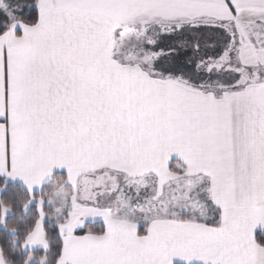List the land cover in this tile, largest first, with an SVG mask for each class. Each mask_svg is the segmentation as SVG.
<instances>
[{
	"label": "snow or ice",
	"instance_id": "snow-or-ice-1",
	"mask_svg": "<svg viewBox=\"0 0 264 264\" xmlns=\"http://www.w3.org/2000/svg\"><path fill=\"white\" fill-rule=\"evenodd\" d=\"M0 264H264V0H0Z\"/></svg>",
	"mask_w": 264,
	"mask_h": 264
},
{
	"label": "trees",
	"instance_id": "trees-1",
	"mask_svg": "<svg viewBox=\"0 0 264 264\" xmlns=\"http://www.w3.org/2000/svg\"><path fill=\"white\" fill-rule=\"evenodd\" d=\"M21 2H22V0H21Z\"/></svg>",
	"mask_w": 264,
	"mask_h": 264
}]
</instances>
